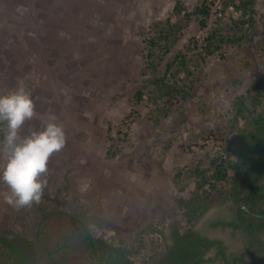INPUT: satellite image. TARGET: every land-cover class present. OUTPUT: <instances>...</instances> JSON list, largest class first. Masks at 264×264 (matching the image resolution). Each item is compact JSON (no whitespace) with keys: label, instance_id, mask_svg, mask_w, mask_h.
I'll use <instances>...</instances> for the list:
<instances>
[{"label":"rangeland","instance_id":"obj_1","mask_svg":"<svg viewBox=\"0 0 264 264\" xmlns=\"http://www.w3.org/2000/svg\"><path fill=\"white\" fill-rule=\"evenodd\" d=\"M176 1L0 0V95L22 83L31 86L37 115L25 122L21 136L41 130L50 114L66 134L65 147L50 158L42 177L47 183L39 204L10 206V190L0 181V227L34 243L38 264H96L81 230L59 211L81 215L93 237L109 233L112 243L132 244L145 235L147 247L133 261L150 256L147 264H162L170 229L185 225L175 204L180 194L174 175L205 168L236 148L233 100L264 70V0H254L252 29L247 23L234 28L225 16L204 32L205 40L215 29L234 35V43H221L212 55L201 48L205 41L192 43L202 29L197 21L183 24L169 52L149 50L148 40L165 35L168 19L175 24ZM179 1L187 9L199 3ZM225 3L228 11L231 3ZM180 55L194 58L185 71L174 62ZM243 126L240 121L238 128ZM3 162L0 152V167ZM193 189L192 183L188 192ZM234 208L230 201L217 202L194 227L220 239L227 255L245 253L248 238L211 223L232 220ZM155 227L161 234L147 231ZM252 251L245 261L264 264V252Z\"/></svg>","mask_w":264,"mask_h":264},{"label":"trees","instance_id":"obj_2","mask_svg":"<svg viewBox=\"0 0 264 264\" xmlns=\"http://www.w3.org/2000/svg\"><path fill=\"white\" fill-rule=\"evenodd\" d=\"M229 1L231 3L229 6L237 13L229 20L231 25L238 28L247 23L249 30L252 29L255 23L254 0ZM224 5L225 8L226 3ZM173 10L175 24L168 19L165 24L167 28L161 29L165 35L158 33L148 40L149 50L166 47V52H169L170 44L179 40L180 29H183V24L186 22L197 21L198 28L205 26L208 8L204 2L198 3L192 9H187L182 1L177 0ZM216 31V29L213 30L201 47L207 55H212L214 51H217L221 43H234V35L229 30L223 35H218ZM170 33L174 36L173 38ZM151 58L152 54H148L145 61L148 62ZM192 59L194 58L180 55L174 58V62L185 71ZM148 66L151 71L155 72L156 66L153 62H150ZM170 67L171 64H168L166 68ZM162 81L163 78L158 81V90H161ZM20 88L32 94L29 84L22 83ZM141 98V93L134 95L137 102ZM232 110L234 114L230 121V128L235 134L236 148L227 149L222 155L213 157L205 168L197 167L187 175L178 172L173 177V185L180 194L178 198H175V204L185 225L182 229L176 227L170 229L171 245L167 246V256L163 264H214L217 261H220V264H248L244 259L248 250L240 255H227L222 241L204 236L196 232L194 227L217 202L230 201L234 205L243 204L250 212L264 215V70L251 84L250 89H247L245 95L233 100ZM240 121L244 123L242 128H238ZM5 134L6 126L0 123V146ZM231 156L234 157L233 160L230 159ZM192 183L194 189L188 192V187ZM58 214L68 218L73 229L81 230L82 241L90 250L96 264H135L133 260L140 258V253L147 247V241L143 239L145 235H138L135 243L132 244H127L123 240H118L114 244L111 242L112 235L109 233H101L93 237L86 224L83 223L81 215L66 214L60 211ZM238 218L249 234L264 233V219L251 217L241 209L238 210ZM211 227H228L233 231L239 229L236 219L229 222L215 220L211 223ZM147 231L153 236L161 234L156 227L148 228ZM40 234L39 232L37 237ZM28 243L33 249L36 248L34 243L29 241ZM213 251V257H206ZM52 254L48 252V255ZM150 258V256L147 257L140 264H147ZM0 259V264H27L24 254L17 247L5 241H0ZM51 261L52 264H59L56 260ZM36 264H38V259H36Z\"/></svg>","mask_w":264,"mask_h":264},{"label":"clouds","instance_id":"obj_3","mask_svg":"<svg viewBox=\"0 0 264 264\" xmlns=\"http://www.w3.org/2000/svg\"><path fill=\"white\" fill-rule=\"evenodd\" d=\"M36 115V105L23 88L0 95V123L6 126L0 146L4 161L0 181L10 190L6 203L17 210L41 202L47 183L42 177L48 171V162L66 145L65 131L53 114L41 130L21 136L25 122Z\"/></svg>","mask_w":264,"mask_h":264},{"label":"water","instance_id":"obj_4","mask_svg":"<svg viewBox=\"0 0 264 264\" xmlns=\"http://www.w3.org/2000/svg\"><path fill=\"white\" fill-rule=\"evenodd\" d=\"M238 209H242L246 213H250V211L243 204H239L238 206H236L235 218L239 227L243 229V225L238 218ZM251 215L252 217L258 219H264V215H257L254 213H251ZM0 241L8 242L17 247L24 254L27 264H36L35 250L30 246L28 241H26V239L21 234L10 228L0 227Z\"/></svg>","mask_w":264,"mask_h":264},{"label":"built area","instance_id":"obj_5","mask_svg":"<svg viewBox=\"0 0 264 264\" xmlns=\"http://www.w3.org/2000/svg\"><path fill=\"white\" fill-rule=\"evenodd\" d=\"M222 1L223 0H196V2H204L206 4L208 8V16L206 19V25L201 29L200 33L194 36L192 43L202 45L206 38L204 32H207L212 26H215V23L224 19L225 16H229L230 19L236 16L237 13L231 8V6H229L228 11L224 10Z\"/></svg>","mask_w":264,"mask_h":264},{"label":"flooded vegetation","instance_id":"obj_6","mask_svg":"<svg viewBox=\"0 0 264 264\" xmlns=\"http://www.w3.org/2000/svg\"><path fill=\"white\" fill-rule=\"evenodd\" d=\"M233 204V203H232ZM234 205V204H233ZM239 205V204H238ZM238 205H234L235 206V208H234V211H233V219H236L235 218V209H236V206H238ZM247 208V207H246ZM248 209V208H247ZM239 210V209H238ZM242 210V209H241ZM249 210V209H248ZM244 211V210H243ZM245 212V211H244ZM246 213V212H245ZM251 213L252 212H250V213H246L247 215H250L251 217H252V215H251ZM255 218V217H254ZM224 218H222L221 220H223ZM232 219V220H233ZM225 221H232V220H226V219H224ZM240 221V220H239ZM242 224V223H241ZM243 225V224H242ZM235 231H240V233H242L244 236H246L247 238H248V244H247V250L249 251L247 254L249 255H251L252 253H251V251L252 250H255V251H258V252H264V242H262L261 240H260V236H262L264 233H255L254 235H251V234H249V232L247 231V229L245 228V225H243V229L242 228H240L239 227V229L238 230H235ZM213 239H217V238H213ZM218 240V239H217ZM221 241V240H220ZM170 246V245H169ZM214 252V251H213ZM253 252V251H252ZM166 256H167V250H166V254H165V258H166ZM164 258V259H165ZM164 261V260H163ZM246 262V261H245ZM94 263H95V261H94ZM164 262H162V264H163Z\"/></svg>","mask_w":264,"mask_h":264},{"label":"crops","instance_id":"obj_7","mask_svg":"<svg viewBox=\"0 0 264 264\" xmlns=\"http://www.w3.org/2000/svg\"><path fill=\"white\" fill-rule=\"evenodd\" d=\"M209 237V236H208ZM218 239V238H217ZM218 240H220V239H218Z\"/></svg>","mask_w":264,"mask_h":264}]
</instances>
